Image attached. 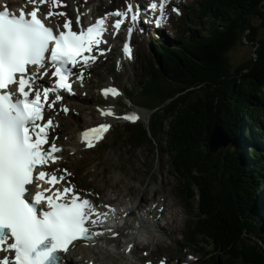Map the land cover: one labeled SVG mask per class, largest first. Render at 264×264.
<instances>
[{
	"label": "trees",
	"instance_id": "trees-1",
	"mask_svg": "<svg viewBox=\"0 0 264 264\" xmlns=\"http://www.w3.org/2000/svg\"><path fill=\"white\" fill-rule=\"evenodd\" d=\"M196 14L209 19L182 29V38L152 44L153 61L144 58L136 90L127 91L133 105L141 106L139 97L154 109L146 126L124 125L128 146H155L162 137L179 151L184 199H195L186 238L207 247L212 264H264V150L251 138L264 125V35H256L264 0H210ZM242 34L253 55L231 69L224 51ZM255 125L260 130L242 133ZM215 126L231 141L217 151L209 147Z\"/></svg>",
	"mask_w": 264,
	"mask_h": 264
},
{
	"label": "snow or ice",
	"instance_id": "snow-or-ice-1",
	"mask_svg": "<svg viewBox=\"0 0 264 264\" xmlns=\"http://www.w3.org/2000/svg\"><path fill=\"white\" fill-rule=\"evenodd\" d=\"M167 2L150 5L160 10L157 27L165 20ZM29 4L32 10L25 11ZM62 6L66 7L63 0H27L18 14L6 5L0 7V264H67L66 254L75 250L77 242L94 243L103 235L94 230L101 215L97 207L66 179L72 173L48 170L63 158L58 155L63 149L55 138L49 139L50 130L58 125L51 117L45 119V105L54 109L63 100L60 92L75 95L72 77L82 82L84 74L73 69L90 67L98 56L111 51L100 47L108 43L109 18H117L112 24L116 31L111 33L115 38L126 20L132 25L139 21L142 10L129 3L125 11L106 13L87 28L78 14L79 30H74L65 12L53 11ZM173 11L179 14L178 9ZM127 31L130 37L134 28ZM122 51L131 58L130 44L125 43ZM45 77L52 81L50 87L41 84ZM50 94L54 99H49ZM102 94L115 98L120 92L107 87ZM61 110L69 111L67 106ZM101 114L132 123L141 119L137 113L116 116L111 108L101 109ZM110 128L111 124L101 123L85 130L81 134L85 147H95L93 141L102 140ZM62 183L66 186L59 187Z\"/></svg>",
	"mask_w": 264,
	"mask_h": 264
},
{
	"label": "rangeland",
	"instance_id": "rangeland-1",
	"mask_svg": "<svg viewBox=\"0 0 264 264\" xmlns=\"http://www.w3.org/2000/svg\"><path fill=\"white\" fill-rule=\"evenodd\" d=\"M80 1L85 2L87 0ZM116 1L121 2L122 0H104L103 4L111 3V6L107 7L110 8L114 5L112 3ZM209 1L173 0V4L167 13H172L173 8H175L178 9L179 14L174 11L175 18H169L166 15L163 22V34L166 38L163 37L162 40H158L163 42L164 39H167L169 41L178 33L177 28L193 25V21L197 20L188 14L190 11L198 9L201 3L208 4ZM64 3L69 4V1L64 0ZM181 14L182 16H180ZM249 22L258 25L256 15H250ZM256 35L262 37L264 29L258 26ZM147 37L142 42L139 41V44L134 48L136 58L129 61L121 55L120 50L111 53L109 58L97 65L91 78H87L85 91L81 92L80 89L77 96L68 99L70 103L82 105L84 109L80 113L76 107L73 108L71 105L72 107L67 114H64V116L59 115L62 121L58 131V140L64 146L61 163L71 168L68 172L72 173V175L67 178L79 182L87 190L90 189L91 191H87L88 194L101 205L105 206L104 202L109 200L117 202L119 205L129 206L135 213L139 211L140 214H144V220L146 219L148 224L152 226V230H154L151 233L154 244H148L146 247L148 240L145 239V235H149V233L145 231L137 233L133 252L138 254L140 261L145 259L146 257L143 255L149 252L154 259L167 255L169 264H177L180 259H183V262L187 260L191 262L187 264H210L213 261L212 256L210 254L204 255L208 248L204 247L198 239L194 238L190 241V239L186 238L191 219L188 211L190 213L192 209L190 215L193 214L195 199H181V196L187 193L188 189L175 168L176 161L180 159L179 151L173 145L164 144L162 137L155 139V146L146 144L134 150L128 146L127 127L131 128V126L124 123L126 120L110 116H107L106 119L101 118V109L107 110L111 108L116 116H123L130 111L136 112L139 110L141 119L137 121L138 123L135 126L139 123L147 125L148 118L154 110L149 109L150 103L147 104V100L136 97V102H139L141 106L135 107L125 95V98L124 96L115 98L109 96L106 98L102 94V89L107 87L116 88V86H119L121 90L125 91H129L131 88L136 90L134 82L137 81L140 72L143 70V55L146 53L150 55V48H145L146 42H148ZM253 45L252 42L246 39L245 34L234 39L232 44L224 51L226 61L231 69H235L242 62L252 57L255 48ZM113 61H116L115 66L111 64ZM143 104H147V106L142 107L144 106ZM145 111H148L147 114ZM100 121H109L113 128L103 140L109 148L98 156L97 153L103 149V146L97 150H95V147H85L79 140L80 132L78 130ZM124 125H127V127L124 128ZM262 133L263 135L261 136L264 138V127ZM95 157L100 158L99 162H95ZM83 170L85 171L83 172ZM74 171L76 178H73ZM166 181L168 184H166ZM155 193L159 197L167 196L169 201L174 204L171 210L163 213L165 203L159 201V211L162 213H160L161 215L158 218L156 217L157 224L163 227L164 230L158 229L150 222L152 220L150 215L146 214L147 216H145V205L147 209H153L155 205ZM144 198L148 200V203L145 204ZM140 202L144 204L143 208L134 207V204ZM172 216H174V221L168 224ZM142 229L140 228V230ZM194 242H197V245H193ZM106 246L110 249L101 248V252L107 253V258L117 261L122 260L119 254H123V249H116L111 244ZM99 255L100 252L97 253L96 258L100 257ZM127 258L129 259L130 257Z\"/></svg>",
	"mask_w": 264,
	"mask_h": 264
},
{
	"label": "bare ground",
	"instance_id": "bare-ground-1",
	"mask_svg": "<svg viewBox=\"0 0 264 264\" xmlns=\"http://www.w3.org/2000/svg\"><path fill=\"white\" fill-rule=\"evenodd\" d=\"M4 1H6V0H4ZM68 1H70V2H72V4H74V0H68ZM138 5L139 6H143V8H145V4L144 3H142L140 0H138ZM59 8H61V9H64L65 7H59ZM143 8L141 9V10H143ZM163 37H165L164 36V34H163V28L162 29H160V30H158V31H155V32H153V33H150L149 35H148V37H147V40H148V42H146V47H151V45L152 44H154V43H159L160 42V40H158V39H163ZM72 106L73 107H76L78 110H79V112L81 113V111H83V109H84V107L82 106V105H79V104H73L72 103ZM104 108V107H103ZM101 113V112H100ZM107 116H105V115H102L101 116V118H106ZM61 119V118H60ZM69 123V122H68ZM73 124V123H72ZM253 127H255V128H250V130H247L246 129V131H245V129H243V134H246V132H248V136L249 135H251L253 132H257V130H260V127L259 126H257V125H255V126H253ZM257 128V129H256ZM254 135V134H253ZM245 147V146H244ZM264 174V173H263ZM166 184H168V182L166 181ZM154 196L156 197V201H155V205H154V210H151L150 212H149V214H150V217H152V220L150 221V222H152V224L154 225V226H156V227H158L160 230H164V228L163 227H161L159 224H157V218H156V214H160V213H162L161 211H159V201H161V202H164L165 204H164V208H163V213H165V212H167V211H169V210H171V208L174 206V204L173 203H171L170 201H169V199L167 198V196H164V197H159V196H157L156 195V193L154 194ZM144 201H145V204L146 203H148V200L147 199H145L144 198ZM137 206H140V207H143L144 206V204L142 203V202H140V203H137L136 204ZM108 207L111 209H114L113 210V212H116V211H118L117 209H118V207H114V205H108ZM126 208H128V207H126ZM121 210V209H120ZM142 215V217L144 216L143 214H141ZM147 215H148V213H147ZM146 215V212H145V216H147ZM131 216H133V212H131V211H129L128 212V216H127V219H129ZM146 218V217H145ZM142 219V221H143V225L141 226V228H143L142 230H140L139 228H135V227H133V226H131L130 224H132V222H130V224H125V225H123V226H115V227H112V228H109V229H111L112 231L110 232V231H108L109 229L108 228H106L105 229V231L106 232H109V235L107 236V238H106V241L108 242V243H112L113 244V246L116 248V249H124V253H126V246H127V244H131V243H135V239H136V235L137 234H130V235H125L124 233L125 232H129L130 230H135V229H138V232H140V231H145V232H147V233H149V238H150V240H149V244H154V240H153V237L151 236V233H153L152 231H150V230H146L145 229V227H146V225H147V223L145 222V220L143 219V218H141ZM173 221H174V216H172L171 217V220L168 222V224H170V223H173ZM149 222V223H150ZM113 232H115V233H118V235H115V236H113L112 235V233ZM146 236V235H145ZM121 238H124V239H126V242H123L122 240H121ZM127 239H129L128 241H127ZM264 242V241H263ZM88 249L90 250V249H93V250H97L98 252L100 251V249H101V246H99V244L98 243H94V244H91V245H89L88 246ZM208 252V251H207ZM76 255V257H78V258H76V259H81V254L83 255V258H86V254H85V251H84V249H82L81 247H80V245H78L76 248H75V250H73V251H71V253L70 254H67L66 255V257H65V259H66V261H67V264H71V263H69L68 262V259L71 257V255ZM209 255V254H208ZM211 255V254H210ZM119 256H120V258L122 259V260H120L121 262L123 261V260H125V259H128L127 258V255H125V254H119ZM213 256V255H212ZM89 258H91V257H89ZM103 258H105V256L102 254L101 255V257L100 258H98V259H103ZM76 259H74V260H76ZM131 260H132V258H130ZM90 260H92V259H88L87 260V262L88 261H90ZM106 260H112V259H106ZM227 262V261H226ZM127 263V262H126ZM187 264V262L185 263V262H183V259H180V261H178V264ZM213 264H214V262H213Z\"/></svg>",
	"mask_w": 264,
	"mask_h": 264
},
{
	"label": "water",
	"instance_id": "water-1",
	"mask_svg": "<svg viewBox=\"0 0 264 264\" xmlns=\"http://www.w3.org/2000/svg\"><path fill=\"white\" fill-rule=\"evenodd\" d=\"M230 142L225 132H223L219 126H215L209 147L212 150H217L220 147H226Z\"/></svg>",
	"mask_w": 264,
	"mask_h": 264
}]
</instances>
